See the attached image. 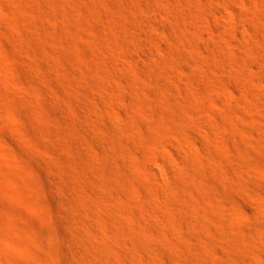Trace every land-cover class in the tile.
I'll list each match as a JSON object with an SVG mask.
<instances>
[{
  "label": "rangeland",
  "instance_id": "374dc122",
  "mask_svg": "<svg viewBox=\"0 0 264 264\" xmlns=\"http://www.w3.org/2000/svg\"><path fill=\"white\" fill-rule=\"evenodd\" d=\"M0 264H264V0H0Z\"/></svg>",
  "mask_w": 264,
  "mask_h": 264
}]
</instances>
